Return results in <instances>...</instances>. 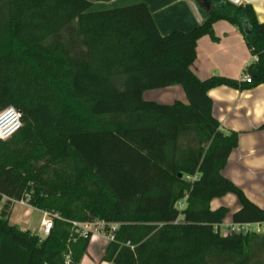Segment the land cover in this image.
<instances>
[{"label": "trees", "instance_id": "trees-1", "mask_svg": "<svg viewBox=\"0 0 264 264\" xmlns=\"http://www.w3.org/2000/svg\"><path fill=\"white\" fill-rule=\"evenodd\" d=\"M208 1L207 21L164 35L144 3L0 0V112L13 107L22 122L0 139V264H81L93 234L79 224L96 220L118 224L111 264H264V209L223 175L238 133L208 95L264 84V22L250 3ZM218 20L256 57L250 83L194 73L198 40H217ZM177 85L187 103L144 97ZM229 193L240 203L232 223L259 230L222 233L230 210L210 202ZM22 201L52 219L47 235L9 223Z\"/></svg>", "mask_w": 264, "mask_h": 264}, {"label": "crops", "instance_id": "crops-1", "mask_svg": "<svg viewBox=\"0 0 264 264\" xmlns=\"http://www.w3.org/2000/svg\"><path fill=\"white\" fill-rule=\"evenodd\" d=\"M91 1L93 10L144 3L164 35L173 31L192 30L208 20L210 10L208 0ZM244 3H250L258 21L264 22V0H245ZM213 27L218 39L203 36L198 40L197 57L192 65L194 73L201 80L211 76L241 80L244 68L256 57L237 25L228 20H218ZM208 95L213 100V116L222 128L238 133V144L228 158L223 175L239 186L253 203L264 209V84L250 89L220 85L211 88ZM144 97L163 104H171L176 100L187 103L186 93L179 85L146 91ZM222 206L230 212L221 229L232 223V214L240 209V203L232 193L210 202L212 210ZM255 225L256 229H260L259 224ZM109 243L108 237L94 234L81 264H111L102 260Z\"/></svg>", "mask_w": 264, "mask_h": 264}, {"label": "built area", "instance_id": "built-area-1", "mask_svg": "<svg viewBox=\"0 0 264 264\" xmlns=\"http://www.w3.org/2000/svg\"><path fill=\"white\" fill-rule=\"evenodd\" d=\"M234 5H240L245 2V0H223ZM242 82L250 83L251 77L249 74H243ZM21 114L18 110L13 107H9L0 112V139H8L21 127ZM182 205L180 206V208ZM46 214V213H45ZM47 215V214H46ZM76 224V223H75ZM53 226V221L50 218H44L42 220V230L43 235H47ZM82 230V235L86 236L87 233L102 234L113 240V232L117 229L118 224L107 223L105 221L96 220L93 222H87L79 224ZM251 224H234L229 223L226 225L227 233H245L251 229ZM259 230V229H257Z\"/></svg>", "mask_w": 264, "mask_h": 264}, {"label": "rangeland", "instance_id": "rangeland-1", "mask_svg": "<svg viewBox=\"0 0 264 264\" xmlns=\"http://www.w3.org/2000/svg\"><path fill=\"white\" fill-rule=\"evenodd\" d=\"M6 198L0 201V210L5 202ZM44 218H49L40 209L34 208L27 202H14L11 214L9 216V223L13 225H18L21 229L28 230L31 233L37 234L43 237L42 230V220ZM252 229H256V225L251 226ZM222 233L225 234L226 228L221 229Z\"/></svg>", "mask_w": 264, "mask_h": 264}, {"label": "water", "instance_id": "water-1", "mask_svg": "<svg viewBox=\"0 0 264 264\" xmlns=\"http://www.w3.org/2000/svg\"><path fill=\"white\" fill-rule=\"evenodd\" d=\"M242 4H240V6H241Z\"/></svg>", "mask_w": 264, "mask_h": 264}]
</instances>
